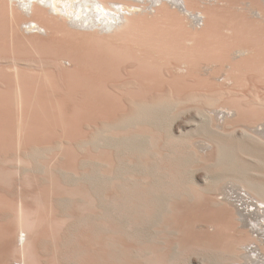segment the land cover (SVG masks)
I'll use <instances>...</instances> for the list:
<instances>
[{
	"label": "rangeland",
	"instance_id": "rangeland-1",
	"mask_svg": "<svg viewBox=\"0 0 264 264\" xmlns=\"http://www.w3.org/2000/svg\"><path fill=\"white\" fill-rule=\"evenodd\" d=\"M219 10H223L221 20L229 17V8L221 7ZM232 13L235 14L234 11ZM222 26L224 28L225 23ZM256 26L264 28V23ZM182 33L177 36L181 37ZM34 39L25 36L18 28L10 27L0 13V252L6 246L3 241H9L11 238L7 236L16 230V210L21 203L27 217L42 225L40 234H37L40 253L46 255L44 258L52 259L51 254L55 252L61 264H73L74 261L79 264L245 263L244 258L236 256L244 251L238 252L234 246L242 239L236 230L241 229L242 224L234 220L237 218L236 210L223 200L221 191L225 182L231 180L244 182L251 178L264 184V177L256 176L258 180L252 175L256 171L264 174V166L260 167L258 163L256 166L247 156L250 150L252 156L264 160V146L259 139L240 136L244 129L263 124L264 117L256 121L237 122L219 133L214 108L227 103L228 97L225 96L216 107H213L214 103L209 104L211 99L208 101L207 98L213 91L221 88L227 90L222 82L214 80L212 71L207 70V61L214 58L212 49L208 50L212 45L209 44L206 49L203 47L207 44H203L194 49L198 50L199 56L202 50L209 51H203L205 56L212 54L205 58L202 53L200 58H196L200 59L195 61L197 64L193 61L195 68L200 65L197 70L194 69L197 77L194 74L170 81L164 79L159 85L154 83V87L133 92L128 87L122 91L119 86L127 83L139 85L142 82L140 70L145 64L142 58L147 54L152 56L153 52L151 50L144 56L139 50L145 52L146 46L142 48V44H139L141 47L135 45L136 41L134 45L132 41L128 42L132 46L127 48L132 47V51L137 49L139 57L136 50L132 52L127 48L121 57L111 51L103 58L95 54L91 58L81 55V62L88 73L86 78L82 74L70 76L66 72L56 75L47 73L50 76H44L45 73L39 74V71L24 63L25 59L41 63L38 61L41 58L42 62L48 63L43 66L47 70L53 72L56 67L51 51L47 53L42 50L35 55L36 51L30 49L28 42ZM57 39L51 37L43 40L45 44L57 43L63 48L67 42H76L70 37L65 42ZM128 51L135 55L131 52L126 54ZM223 53L218 55H222L218 58L220 64L227 58ZM201 58L205 60L202 63ZM15 59L18 61L17 70L13 64ZM155 59L156 63L164 62L159 57ZM220 69H224L223 65ZM194 71L192 69V73ZM220 72L222 74L223 71ZM249 79L251 82L245 91L250 102L258 101L255 97L257 91L264 98V77L256 74ZM18 85L24 88L21 95L17 93ZM170 86L175 96H171L172 100L165 97ZM58 91L61 92L56 97L87 99L89 106L83 111L77 110V113H83L92 124L99 125L102 120L104 126L105 121L109 133L107 142L103 140L100 144V141L91 138L84 146L78 141L74 154L54 155V158L51 156L46 161L42 155L34 157L27 155V152L16 153L23 110L26 113L31 109L51 111L49 107H29L27 101L44 100ZM193 94H203L198 96L203 98L195 101V98H190ZM157 97L163 99L160 102L169 100L167 104L171 102L172 105L163 111L155 109V112L153 108L144 109L136 105L137 102H156L159 100ZM197 110L209 114L210 121L203 120ZM204 141L225 148L226 153L229 152L227 148L236 149L237 158L219 155L217 149L214 153L203 151ZM240 149L247 151L244 154ZM249 160L255 165H249L253 168L249 174L254 178L240 168L250 163ZM207 174L211 177L208 178ZM49 236L56 242L53 243ZM224 250L229 253H224ZM204 256H210L213 261L209 257L211 262L207 259L206 262Z\"/></svg>",
	"mask_w": 264,
	"mask_h": 264
},
{
	"label": "bare ground",
	"instance_id": "bare-ground-1",
	"mask_svg": "<svg viewBox=\"0 0 264 264\" xmlns=\"http://www.w3.org/2000/svg\"><path fill=\"white\" fill-rule=\"evenodd\" d=\"M219 7L230 9L228 10L230 15L225 20H221L223 16L221 17L220 13L223 10H219ZM235 8H238L239 10H233ZM231 10H233L235 14L232 13L233 11ZM0 13L5 17V20L9 23L10 27L13 29L18 28L25 36L35 38L33 40L35 42L32 40L28 42L30 49L36 51L35 53L37 54L35 55H38V52L42 50L47 53L51 51V54L54 55L56 62L54 65L56 67H54L53 72L43 67L47 62H42L41 58L38 60L41 61V63L36 62L37 60L25 59V64L37 72L39 71V74L45 73L44 76H50L47 73H54L56 75L66 72V74L70 76L82 74L83 77L85 76L84 78H86L88 73L85 71V64L83 65V61L81 62V55L88 58L95 54L96 56L103 58L105 55H108L109 51H111L112 53L115 52L118 57H121L122 54L125 53V50H131L132 47H127L134 45V41H136V46L142 44V48H144V45L150 50L148 51L146 48L145 52L139 50L141 53H144V56L145 53H150L152 52L151 50H153V52L156 53V56L153 52L151 54L152 56L147 54L150 57H147L146 55V57L142 58V56H140L143 59L142 62L144 61L143 64L145 63L140 70L143 75H139L142 77V82L139 83V85L127 83L124 84V86L121 84L122 86H119V89L122 91L128 87L131 91L134 90L136 92L137 90L138 92V89L151 88L150 86H153L154 83L161 84V80L164 79L165 81H170L173 80V78H186L190 75L194 76V74L197 77L198 74L195 73L196 71H194V69L197 70L200 63L198 64L199 66L197 65L198 67L195 68L194 66L198 63L195 61H199L202 53L206 50H202V53L200 54L201 56H199L196 52L198 50L195 51L194 49H196V46L199 48L203 44H207L203 47L206 48L210 44V46L212 45L211 48H207L210 51L212 49L211 53L214 52V58L211 57L212 60L209 58L210 61L207 59V62H209L207 63V70L212 71L211 73L214 74V80L222 82V86L224 85L227 90L221 88L209 93L210 96L207 95L208 101L211 99L213 102L210 100V103H208H214V105H211L216 107L225 96L228 97L227 103L223 105L220 103V107L218 106L217 108H214V114H216V119L219 122V126L217 127H219L220 132H218L222 133L224 128L232 127L235 123L237 124V122L240 121H256L257 119L264 117V98L260 97V94L257 91L255 97L258 101L250 102L249 96L245 91L251 82L249 79L250 76L260 74L264 77V28L256 26L260 22L264 23V0H257V2H255V0H0ZM224 23L225 26L223 28L222 25H224ZM175 30H178L179 32L184 31L183 33L180 32L183 35L178 37L177 35L180 33L178 32L176 35ZM51 37L61 39L62 41L57 39L60 42H65V39L70 37L71 39L76 40V42H67L68 47L66 46L65 48L57 43L45 44V40L43 39ZM36 39L38 41H40L39 39H41V41L43 40L42 44H39L41 41L37 43L38 41ZM131 41L133 44L128 45V42ZM139 46L141 47V45ZM133 49H135L134 46ZM135 50L136 56L139 57L140 54H137L138 50ZM131 51L126 52V54H129ZM139 51L138 53H140ZM222 51H224L223 54H225V57L227 58H223L224 60L220 64L218 58H221L222 55L219 57L218 55H220L219 53ZM132 52L131 54H134ZM205 53L203 54L204 56ZM207 54L205 58L210 55ZM153 56L157 57V60L158 57L159 60L163 59L164 62L162 63L161 61V64L160 61H157L156 63V59L153 60L155 58ZM198 56L199 58L196 59ZM202 60L204 59L201 58V63ZM16 61L17 60L15 59L13 64L17 70L18 61ZM173 61L175 62L173 63ZM33 63L38 64L41 67L38 68L36 65H33ZM152 64H156L157 66ZM222 65L224 68L223 70L220 69ZM192 69L194 73H192ZM220 71H223L222 74ZM219 73L221 74L220 77L218 76L220 75ZM201 78L202 77H200V79ZM211 78L213 77L211 76ZM200 79H198V81ZM259 81L262 80L260 79ZM123 86L124 88H122ZM253 87L257 88L256 85H253ZM111 90L112 89H110V91ZM23 92V86L18 85L17 93L21 95ZM140 92L144 93V91ZM146 92L147 90L145 93ZM165 93L166 92H164V94ZM171 96L175 97L172 86L168 89L165 97H169L168 99L172 100ZM198 96H203V94H198ZM198 96L194 95L190 98L193 97L196 101L200 98ZM157 98L159 99V102H137L136 105L144 109L153 108V111L155 109H157V111L164 110L167 106L169 107L170 104L172 105L171 102L170 104H167L169 103V100L168 102H160L163 99L160 100L159 97ZM132 104H134V102ZM174 105L176 106V104H173V106ZM213 110L211 111L212 113ZM198 114L201 115L203 120L207 122L210 121L209 114L205 113V111H198ZM257 135L264 138V123L244 129L243 133L240 134V136H245L250 139L251 137H254V140L256 138L257 141L259 139L264 146V141ZM111 138L113 137L111 136ZM201 149L211 153H214V151H216L215 149H217L219 155L226 156L227 154L228 158L229 155L237 158L238 154L236 149L230 148H227L229 152L226 153L225 148L215 147L210 141H204ZM244 149H240V151L243 150L241 152L245 154V151L247 150ZM249 151L250 150L247 151L249 153L247 154L248 158L252 160V162L254 161L256 166H258L256 163L261 164L260 167H262V165L264 166V160L257 158V155V157H255V155L252 156V152L250 151V154ZM232 157L230 158L231 160L233 159ZM250 160V163H245V166L240 167L246 175L253 170V168L249 166L252 163ZM255 165H252V167H255ZM252 175L255 177L259 175H261V178L264 177V174L258 173L257 171ZM252 175L250 176L249 174L248 176L254 178ZM207 176L208 178L211 177L208 174ZM250 179L245 180L244 182L236 180H231L229 183L225 182L224 188L227 190H224L223 188V191L221 192L223 200L234 206L236 210L237 218L234 220L241 222L242 224L241 229H236L242 236V239L235 242L234 246L236 251L244 252L242 254L237 252L238 254L236 256L240 259L244 258L245 263L243 264H264V184L262 183L263 181L255 182ZM16 212V230L13 234L7 236L11 238L9 241H3V245L6 246L0 252V264H61L56 258L58 256H56L57 254L55 252L51 254L52 259H50L46 257L44 258L46 255L44 254L43 256L39 251L37 234H40L41 231L39 232V228L42 225H40L38 221L27 217L25 208L21 203ZM40 230L42 229L40 228ZM51 237L52 236H49V238ZM51 241H53V243L56 242L53 237ZM7 246L8 249H6ZM223 247L224 246H222V248ZM55 249L53 248V250ZM235 250L234 252H236ZM225 252L226 251L224 250V253ZM230 252L232 251L230 250ZM209 257L205 258L204 256L205 259L202 258L207 262ZM208 262L211 261L208 260ZM72 263L79 264L76 261Z\"/></svg>",
	"mask_w": 264,
	"mask_h": 264
},
{
	"label": "crops",
	"instance_id": "crops-1",
	"mask_svg": "<svg viewBox=\"0 0 264 264\" xmlns=\"http://www.w3.org/2000/svg\"><path fill=\"white\" fill-rule=\"evenodd\" d=\"M60 92L44 100L38 98L27 101L26 105L29 107H49L51 111L31 109V112L26 113L23 110L17 133L19 141L16 153L27 152V155L34 157L42 155L46 161L51 156L54 158V155L74 154L78 141L84 146H87L86 142H89L91 138L100 140V144L103 140L107 142L108 128L105 121L104 126L102 120L99 125L92 124L83 113H77V110L83 111L86 106H89L87 99H78L75 96L56 97L60 95ZM26 105L23 100L22 108Z\"/></svg>",
	"mask_w": 264,
	"mask_h": 264
}]
</instances>
